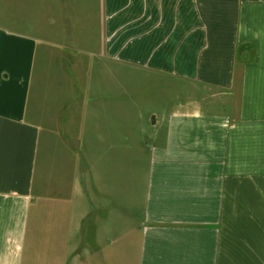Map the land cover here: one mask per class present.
<instances>
[{"label": "crops", "instance_id": "0c3cea01", "mask_svg": "<svg viewBox=\"0 0 264 264\" xmlns=\"http://www.w3.org/2000/svg\"><path fill=\"white\" fill-rule=\"evenodd\" d=\"M12 10L0 264H264V0Z\"/></svg>", "mask_w": 264, "mask_h": 264}, {"label": "rangeland", "instance_id": "374dc122", "mask_svg": "<svg viewBox=\"0 0 264 264\" xmlns=\"http://www.w3.org/2000/svg\"><path fill=\"white\" fill-rule=\"evenodd\" d=\"M13 1L14 0H0V12H4L5 14L8 12H12L13 10ZM122 119L124 122V115L119 116V121ZM119 156H121V152H119Z\"/></svg>", "mask_w": 264, "mask_h": 264}]
</instances>
